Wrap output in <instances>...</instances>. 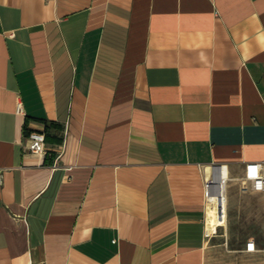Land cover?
Segmentation results:
<instances>
[{"label":"crops","instance_id":"obj_1","mask_svg":"<svg viewBox=\"0 0 264 264\" xmlns=\"http://www.w3.org/2000/svg\"><path fill=\"white\" fill-rule=\"evenodd\" d=\"M261 160L264 0H0V264H264L204 194Z\"/></svg>","mask_w":264,"mask_h":264},{"label":"rangeland","instance_id":"obj_2","mask_svg":"<svg viewBox=\"0 0 264 264\" xmlns=\"http://www.w3.org/2000/svg\"><path fill=\"white\" fill-rule=\"evenodd\" d=\"M226 234L224 237H218L220 241L226 243L225 248L237 250L243 247L249 237H254L259 244H264L263 194L244 192L236 181L228 182ZM250 261L254 264L259 260L251 258Z\"/></svg>","mask_w":264,"mask_h":264},{"label":"built area","instance_id":"obj_3","mask_svg":"<svg viewBox=\"0 0 264 264\" xmlns=\"http://www.w3.org/2000/svg\"><path fill=\"white\" fill-rule=\"evenodd\" d=\"M17 113L23 112V107L21 102H18ZM27 144L28 148L33 152L45 153L46 152V140L45 134L40 130H32L27 136ZM215 170H222L224 167L227 169L226 164H213L211 165ZM228 172V169H227ZM214 172L207 175L204 171V194L206 198L207 205L212 204V196L216 192V182L217 178ZM231 181L229 174L224 180L226 185L225 188V196L227 200V185L228 182ZM240 187L243 191H251V192H261L264 193V160L261 161H250L245 164L244 174L240 178ZM225 225V224H224ZM223 224H217L218 226H224ZM215 228V229H216ZM213 229V230H215ZM246 252H256L259 250L256 241L253 237L247 239L245 243V247L243 249Z\"/></svg>","mask_w":264,"mask_h":264},{"label":"bare ground","instance_id":"obj_4","mask_svg":"<svg viewBox=\"0 0 264 264\" xmlns=\"http://www.w3.org/2000/svg\"><path fill=\"white\" fill-rule=\"evenodd\" d=\"M204 171L207 175L213 172L217 174L215 179L216 192L212 196V204H209L207 209L208 231H210L215 229L217 224H227L226 185L224 180L228 172L225 167L222 170H215L212 166H207Z\"/></svg>","mask_w":264,"mask_h":264},{"label":"trees","instance_id":"obj_5","mask_svg":"<svg viewBox=\"0 0 264 264\" xmlns=\"http://www.w3.org/2000/svg\"><path fill=\"white\" fill-rule=\"evenodd\" d=\"M52 128L60 129V128H62V126L55 121H46L45 130L43 131L45 134V140L50 141V142L60 141L61 139L59 137L52 134V132H51ZM29 133H30V131H28L27 134H29ZM52 161H53V156L50 155L49 152H47L46 156H45V162L46 163H52Z\"/></svg>","mask_w":264,"mask_h":264}]
</instances>
